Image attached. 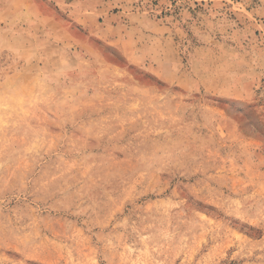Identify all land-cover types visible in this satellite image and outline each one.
<instances>
[{"label": "rangeland", "instance_id": "obj_1", "mask_svg": "<svg viewBox=\"0 0 264 264\" xmlns=\"http://www.w3.org/2000/svg\"><path fill=\"white\" fill-rule=\"evenodd\" d=\"M0 264H264V0H0Z\"/></svg>", "mask_w": 264, "mask_h": 264}]
</instances>
